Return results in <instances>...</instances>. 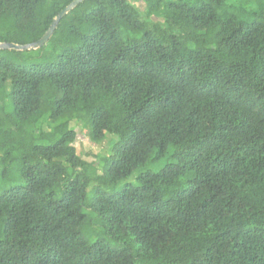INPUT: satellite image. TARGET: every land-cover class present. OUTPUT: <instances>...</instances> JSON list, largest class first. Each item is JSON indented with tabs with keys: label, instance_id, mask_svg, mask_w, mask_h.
<instances>
[{
	"label": "trees",
	"instance_id": "obj_1",
	"mask_svg": "<svg viewBox=\"0 0 264 264\" xmlns=\"http://www.w3.org/2000/svg\"><path fill=\"white\" fill-rule=\"evenodd\" d=\"M74 1L0 0V43ZM0 161V264H264V0H85L0 50Z\"/></svg>",
	"mask_w": 264,
	"mask_h": 264
},
{
	"label": "rangeland",
	"instance_id": "obj_2",
	"mask_svg": "<svg viewBox=\"0 0 264 264\" xmlns=\"http://www.w3.org/2000/svg\"><path fill=\"white\" fill-rule=\"evenodd\" d=\"M135 5L139 8V10L144 15L145 10H146V5L143 2H136ZM161 14H162V11L157 13L156 15H153L151 18L155 21H159L161 20ZM72 126L76 128L77 139H76L74 146L76 148L77 156L81 158V160H84L88 163L96 162L98 165L99 157L109 155L113 136L107 135L104 142H102L101 144H95L90 140L87 130L82 125L74 123L72 124ZM32 131H33L32 128L28 129V132H32ZM66 166H68L69 170L72 171L69 165L66 164ZM0 168H1L0 169V176H1L2 171L4 170V167H2L1 165V161H0ZM8 168L11 170V172H13L14 169H16V165L15 164L9 165ZM11 184L12 182H7L5 186L9 187V185ZM97 230L98 229L94 227L93 232H91V230L84 232L86 238L88 240L94 241L96 239L95 232H97ZM104 242L110 243V241L107 239H104ZM110 244L115 248L117 247V245L114 243H110Z\"/></svg>",
	"mask_w": 264,
	"mask_h": 264
},
{
	"label": "water",
	"instance_id": "obj_3",
	"mask_svg": "<svg viewBox=\"0 0 264 264\" xmlns=\"http://www.w3.org/2000/svg\"><path fill=\"white\" fill-rule=\"evenodd\" d=\"M85 0H75L72 2L67 8H65L60 14L57 16V18L54 20L53 24L51 25L50 29L48 32L43 36V38L38 41L35 44L27 45V46H20L16 44H8V43H0V50H29V49H38L42 46H44L52 34L54 33L57 25L59 22L62 20L64 16H66L69 12H71L74 8H76L80 3H82Z\"/></svg>",
	"mask_w": 264,
	"mask_h": 264
}]
</instances>
